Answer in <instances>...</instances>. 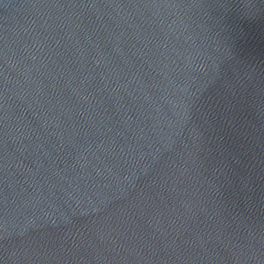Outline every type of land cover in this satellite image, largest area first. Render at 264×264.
<instances>
[{"label":"water","instance_id":"1","mask_svg":"<svg viewBox=\"0 0 264 264\" xmlns=\"http://www.w3.org/2000/svg\"><path fill=\"white\" fill-rule=\"evenodd\" d=\"M0 264H264V0H0Z\"/></svg>","mask_w":264,"mask_h":264}]
</instances>
